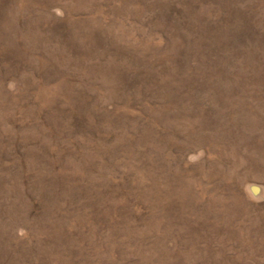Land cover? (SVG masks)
<instances>
[{
	"label": "rangeland",
	"instance_id": "rangeland-1",
	"mask_svg": "<svg viewBox=\"0 0 264 264\" xmlns=\"http://www.w3.org/2000/svg\"><path fill=\"white\" fill-rule=\"evenodd\" d=\"M0 264H264V0H0Z\"/></svg>",
	"mask_w": 264,
	"mask_h": 264
}]
</instances>
